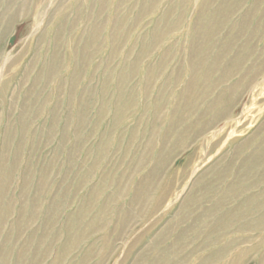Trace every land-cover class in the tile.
<instances>
[{
  "label": "rangeland",
  "instance_id": "374dc122",
  "mask_svg": "<svg viewBox=\"0 0 264 264\" xmlns=\"http://www.w3.org/2000/svg\"><path fill=\"white\" fill-rule=\"evenodd\" d=\"M0 264H264V0H0Z\"/></svg>",
  "mask_w": 264,
  "mask_h": 264
}]
</instances>
